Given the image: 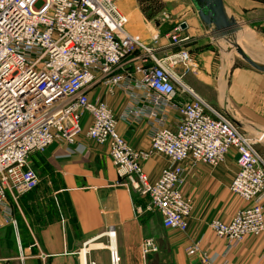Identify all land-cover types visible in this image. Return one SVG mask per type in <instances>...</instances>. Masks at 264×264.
Listing matches in <instances>:
<instances>
[{
	"label": "built area",
	"instance_id": "built-area-1",
	"mask_svg": "<svg viewBox=\"0 0 264 264\" xmlns=\"http://www.w3.org/2000/svg\"><path fill=\"white\" fill-rule=\"evenodd\" d=\"M128 23L116 0H0V208L40 184L29 162L32 154H44L55 143L73 146L87 126L86 137L108 148L118 177L148 198L147 210L159 214L164 229L185 233L194 200L183 164L216 168L234 150L239 169L230 192L245 206L228 222L210 223L225 242L222 264H228L232 250L264 233V205L258 202L264 194V160L257 141L184 84L194 72L185 48L190 37L182 36L185 22L167 34V47L158 46V36L145 45L127 31ZM98 83L111 96L125 85L145 91L143 102L152 106L146 114L152 124L150 150L130 146L119 135L109 105L90 99ZM170 112L179 118L173 129L166 127ZM155 155L171 166L151 182L143 164ZM106 236L116 237L115 230ZM157 251L153 240L144 241L145 256ZM186 255L213 264L197 241Z\"/></svg>",
	"mask_w": 264,
	"mask_h": 264
},
{
	"label": "crops",
	"instance_id": "crops-1",
	"mask_svg": "<svg viewBox=\"0 0 264 264\" xmlns=\"http://www.w3.org/2000/svg\"><path fill=\"white\" fill-rule=\"evenodd\" d=\"M223 2L227 14L234 17L242 28L248 27L252 32L264 35V0ZM172 16L176 22L168 30L171 32L177 23L185 22L182 36L190 37L185 48L191 53L194 72L184 77V84L216 109L215 106L221 104L226 96H236L248 80L251 85L244 88L251 95L250 103L255 105L256 112L262 113L264 73L235 69L234 62L226 66L222 43L230 38L212 37L200 21L191 0H186L183 7L172 11ZM130 23L129 20L127 31L143 40L153 39L149 37V31L156 35L167 31L162 27L144 25L141 18H134V23ZM166 36L159 41H164L163 47L170 44ZM262 38L264 40V36ZM178 72L182 73V70ZM226 78L229 79L227 84ZM144 93L139 87L125 85L111 96L106 87L98 83L89 96L94 102L102 100L109 105L118 120L119 135L130 146L148 151L152 143V124L146 114L152 106L143 102ZM136 110L144 112L140 118L132 116ZM258 118L263 121V116ZM178 119V115L170 112L166 127L175 128ZM255 128L263 131L264 124H255ZM86 129L87 126L73 146L55 143L41 158L32 154L31 158L44 170L48 180L44 185L40 182L34 191L22 195L16 203L10 200L0 208V264H29V261L37 264H102L99 259L106 249L94 246L107 244V236L104 235L110 229L116 232L118 251L123 256L139 254L142 250L144 241L148 239H144L145 220L137 210L141 206L140 199L144 197L140 198L139 192L118 177L108 148L90 141L85 135ZM260 156L264 159V149ZM170 166L166 157L155 155L143 164V170L150 181L155 182ZM183 167L186 171V190L194 200L187 232L164 229L159 216L161 228L169 237L174 263L201 264L197 257L186 255V249L197 241L213 264H222L225 242L216 238L210 223L215 220L228 222L245 206L239 197L230 192L239 169L238 157L233 150L216 168L200 163L193 166L190 161L185 162ZM36 172L41 180L40 173ZM258 202L264 205V194ZM86 249L83 262L82 253ZM156 253L158 251L148 256ZM227 261L228 264H264V233L259 237L246 238L227 255Z\"/></svg>",
	"mask_w": 264,
	"mask_h": 264
},
{
	"label": "rangeland",
	"instance_id": "rangeland-1",
	"mask_svg": "<svg viewBox=\"0 0 264 264\" xmlns=\"http://www.w3.org/2000/svg\"><path fill=\"white\" fill-rule=\"evenodd\" d=\"M116 1L121 12L124 13L131 21L130 25L134 23V18H141L144 22V25L150 24L152 27L154 26L162 27L164 31L167 30L166 33L161 32L158 35L149 31L150 38L158 36V39L161 41L164 35H167L170 32V30H168L169 28H171L170 26L174 25V23L176 22L175 18H173L172 16V11H175V9L179 8V6L183 7V3L186 0H178V1L116 0ZM246 32H248L251 35V42L248 39H246L245 36L247 35ZM263 36L264 35L256 34L252 32L248 27H245L242 28V30L237 35L230 38L229 41L222 43L223 52L227 60L226 66L230 65L231 64L230 62H234L235 69H240L248 72H256L246 62H244L243 59L237 54L235 45L238 44L241 48H243V50L247 53L248 56H250L257 63L264 65V40L262 38ZM135 37L145 45H149L152 43V39L149 40L148 38L147 40H143L142 38H139L138 35ZM162 43L158 44V46H162ZM228 80L226 78L225 80L226 84L228 83ZM250 85L251 82L247 80L245 82V85L243 83L242 85L243 87L239 90V92H237L236 96L231 95L230 98L226 96L225 100L221 104L215 106L216 109L214 110L222 114L230 122L234 123L239 128L241 133L253 138L255 142L257 141V143H255V148L258 154L262 155V150L264 149V130L263 131L257 130L255 128V124H259V123L264 124V113H263L264 110L262 113L256 112L255 105H252L250 103L251 95L248 94L249 92L246 93L244 88V87L249 88ZM262 103L264 102L262 101ZM260 116L261 117L263 116V121L259 120L258 117ZM258 133L260 134L258 135ZM41 155L42 154H34L33 156L34 157L38 156L39 158H41L40 157ZM235 155L237 156L236 153ZM34 160L35 159H32L30 157L29 160L30 165L40 173L41 175L40 185H44L47 183L48 178L44 176L46 173L44 172L43 169L40 168L39 164L38 165L36 164V161ZM203 165L209 166L206 164ZM139 196L140 198L144 197L141 194H139ZM149 204L150 203L148 198L144 197L143 199H140L141 206L137 211H138V215L141 218L143 217L146 223L144 226L145 229L144 239L153 240L154 244L158 249V253L151 256H145L141 250L139 254L134 253L130 256L128 255L123 256L121 252H119L121 264H175L171 249L168 244L169 237L167 235V232L161 228V220L159 214L154 210L152 211L147 210ZM105 240H106L105 242L107 243L105 245L109 246L110 240L108 238ZM103 254L104 255L99 259V261H102V264H112L110 251L107 249L105 252H103ZM28 263L37 264L35 261H29Z\"/></svg>",
	"mask_w": 264,
	"mask_h": 264
},
{
	"label": "water",
	"instance_id": "water-1",
	"mask_svg": "<svg viewBox=\"0 0 264 264\" xmlns=\"http://www.w3.org/2000/svg\"><path fill=\"white\" fill-rule=\"evenodd\" d=\"M198 16L206 30L216 39H228L237 35L242 26L234 17H230L223 0H191ZM185 29V25L183 27ZM237 54L255 71L264 73V65L253 60L238 44L235 45Z\"/></svg>",
	"mask_w": 264,
	"mask_h": 264
},
{
	"label": "bare ground",
	"instance_id": "bare-ground-1",
	"mask_svg": "<svg viewBox=\"0 0 264 264\" xmlns=\"http://www.w3.org/2000/svg\"><path fill=\"white\" fill-rule=\"evenodd\" d=\"M248 32H246L247 35H245V36H246V39H248L251 42V35ZM104 236H106V234ZM94 248H98V249H101V250H103V249H106L107 250L108 249L110 251L111 255H112V258H113L112 264H121L120 256H119V251H118V247H117V238L116 237H112L110 239L109 246H106L105 244L99 243V244L95 245ZM86 251H87V249L84 250L83 253H82L83 254L82 255L83 262L86 259Z\"/></svg>",
	"mask_w": 264,
	"mask_h": 264
}]
</instances>
